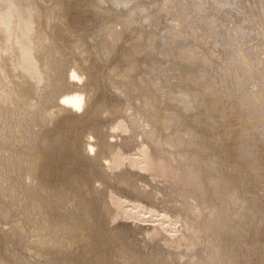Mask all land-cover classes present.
<instances>
[{"label": "bare ground", "instance_id": "obj_1", "mask_svg": "<svg viewBox=\"0 0 264 264\" xmlns=\"http://www.w3.org/2000/svg\"><path fill=\"white\" fill-rule=\"evenodd\" d=\"M158 1L0 0V264H264V0Z\"/></svg>", "mask_w": 264, "mask_h": 264}, {"label": "rangeland", "instance_id": "obj_2", "mask_svg": "<svg viewBox=\"0 0 264 264\" xmlns=\"http://www.w3.org/2000/svg\"><path fill=\"white\" fill-rule=\"evenodd\" d=\"M63 1H65V3H69L70 5H71V9L73 10V11H80V10H76V6H77V2H79L80 3V0H63ZM90 1H92V0H90ZM93 3L94 4H96V3H100V2H98V0H93ZM159 4V5H158ZM73 6V7H72ZM83 6H84V4H83ZM87 6H89V4H87ZM103 6V5H102ZM157 6H159V8L160 9H163V10H166L167 8H168V4H166V3H163L161 0H159L158 1V3H157V5L155 6V7H157ZM66 7V6H65ZM65 7H61L60 8V10H57V12L59 13V14H67L68 13V11L70 10V9H67V8H65ZM155 7L154 8H152V9H150V10H148L147 12L149 13H151V14H155V12H153L154 10H155ZM74 8V9H73ZM83 13H85V12H83ZM149 13V14H150ZM105 14H108L107 12L105 13ZM174 15H176L177 16V14H175V12L173 13ZM173 14H171V18L169 17V18H167L166 19V23H168L169 25H171V24H174V23H176L177 21H179V19L176 17V16H174ZM55 23V25H57L58 24V22L57 21H55L54 22ZM140 24V25H139ZM165 24V23H164ZM139 25V26H138ZM133 27L134 28H136L137 30H141V23H136V24H134L133 25ZM106 31H107V29H106ZM189 31H191L190 30V28H188V24H185V25H183V26H181L179 29H178V31L176 32V38H175V40H173V44H175V46H176V44H181L182 42H183V40H184V37L186 36V33H188ZM181 36V37H180ZM196 40H198V41H205V36H203L201 33H197L196 34ZM179 37V38H178ZM104 39H106L108 42H109V40H108V38L106 37V38H104ZM70 41H72V44H70V47H72L73 45H74V43H73V41H74V39L73 38H71L70 39ZM87 41V39L86 38H82V41L79 43L80 45H81V47H85V42ZM177 41V42H176ZM102 43H104L105 44V42H102ZM101 42L99 43V44H102ZM120 43H121V41L119 40V42L115 45V46H113V45H111V47H110V45H109V43H107V44H105V45H107L109 48H110V50H112V52L116 49V48H118L119 47V45H120ZM103 45V44H102ZM104 46V45H103ZM192 51V48L191 47H188V48H186L185 50H181V49H176V50H173L172 51V53H173V55L177 58V59H180V60H178V62H179V64H173V66L169 69V71L171 72V73H173V78H174V80L176 81V80H179V81H183V79H185L184 81H183V83L184 84H189L190 82H188V80H186V76L187 75H189V74H191L192 76H198V74H199V70H203L204 68H201V67H203L204 66V64H205V62H204V59L205 58H203V59H200L199 60V62L198 63H196V64H190L188 61L190 60V58H191V52ZM210 50H207V52H209ZM141 54H140V56L135 60L136 62H137V64L141 67L140 68V70L139 71H141L142 70V68H143V59H141V57H142V55H143V53H144V51L143 52H140ZM183 53V54H182ZM210 53V52H209ZM188 54L190 55L189 57H188ZM210 54H213V58H215L216 57V55L218 54V52L215 50V53H210ZM172 55V56H173ZM185 60V61H184ZM79 61H81V58H79ZM142 61V62H141ZM182 61V62H181ZM208 61V60H207ZM181 62V63H180ZM150 64H152V63H150ZM153 65V64H152ZM187 68V69H186ZM200 68V69H199ZM183 69V70H182ZM195 69V70H194ZM199 69V70H198ZM197 70V71H196ZM192 71L194 72V71H196L197 73H192ZM183 73V74H182ZM167 88H169L171 91H174L175 90V86H173V85H169ZM132 95H134V94H132ZM131 102V101H130ZM132 102L133 103H135V100L133 99L132 100ZM132 102H131V104H132ZM170 107L172 108V110H174L173 109V107L174 106H176V102H171L170 103ZM178 105V104H177ZM196 112H192V113H190V114H195ZM201 114V113H200ZM199 114V115H200ZM184 115H187V116H189V114H184ZM104 117H106V119L104 118ZM111 116L109 115V116H104V115H102V118H101V116H99V120L100 121H102V122H99L100 123V125L101 126H103L102 128V131L103 130H105L104 129V126L105 125H108L109 124V122H111ZM107 121V122H106ZM203 123H204V125H207L208 123H209V120L208 121H206V120H201ZM215 135V134H214ZM221 135H219L218 133L215 135V138H213V140L215 141V143H213V145H211L212 143L210 142V140H207V144L210 146V148H215L216 150V152L215 153H219V152H225L226 153V147L224 146V145H221L220 143V137ZM202 138V140L204 139V137H201ZM217 138V139H216ZM205 140V139H204ZM219 149V150H218ZM35 151V150H34ZM207 151V150H206ZM208 152H204V154H207ZM224 153V156H222L223 157V159L225 158V159H237V157L236 156H233V154H234V152H230L229 154H225ZM129 154H131V156H133V157H137L138 156V153H136L135 151H133V152H130ZM236 157V158H235ZM111 194L112 195H115V196H118V197H121V198H125V195L124 194H122V193H119L118 191H114V190H111ZM128 206V207H127ZM127 206H123V209H124V212H123V209L122 210H120V211H118V212H116L115 213V215H114V217H113V219H111V221H108V223L109 224H117V223H119V222H123L124 220H126V219H128V217H130L131 215H133V214H137L138 216H139V218L140 219H142L143 220V218H145L146 217V214H144V212L143 211H141L140 209H138V208H134L133 206H130V205H127ZM130 206V207H129ZM126 208V209H125ZM130 208V209H129ZM162 211V212H161ZM123 212V213H122ZM161 212V213H160ZM128 215H127V214ZM131 213V214H130ZM143 213V214H142ZM123 214V215H122ZM130 214V215H129ZM151 215L153 216V217H151ZM158 215V216H157ZM161 215V216H160ZM141 216V217H140ZM143 216V217H142ZM149 216V215H148ZM118 217V218H117ZM162 219H161V218ZM117 218V219H116ZM153 219V220H152ZM11 220H12V218H11ZM121 220V221H120ZM161 220V221H160ZM119 221V222H118ZM153 222V223H152ZM158 222V223H157ZM163 222H165V223H163ZM149 223L151 224V225H160V224H162V226L165 228H167L168 229V231L169 232H171L170 234H172L173 233V231L176 229V225L173 223V222H166L165 220H163V209L162 208H159V209H157L156 211H154L153 213H151L150 214V221H149ZM166 225V226H165ZM170 225V226H169ZM170 227H172V228H170ZM263 227H264V225H263ZM172 229V230H171ZM263 237H261V239H262ZM260 239V238H259ZM7 239L5 238V237H1L0 238V243H4V244H6L7 243ZM94 249H92V248H90L89 246H87V245H81V246H77V245H75V248L74 249H72V250H70V252H71V254H70V252L69 253H67V254H65L64 255V257H66V258H59V259H62V261L61 262H67V263H75V262H78V261H83L84 259L85 260H87L88 258H94L95 256H97L98 255V251L99 250H97V249H95V251H93ZM80 252V253H79ZM95 254V255H94ZM93 256V257H92ZM60 257V256H59ZM75 258H77V259H75ZM29 260H31L32 261V259L31 258H28Z\"/></svg>", "mask_w": 264, "mask_h": 264}]
</instances>
